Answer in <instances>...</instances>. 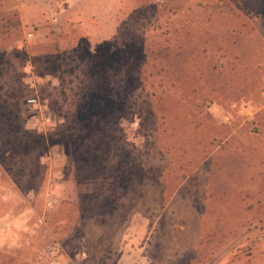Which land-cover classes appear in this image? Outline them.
Wrapping results in <instances>:
<instances>
[{
	"label": "rangeland",
	"instance_id": "1",
	"mask_svg": "<svg viewBox=\"0 0 264 264\" xmlns=\"http://www.w3.org/2000/svg\"><path fill=\"white\" fill-rule=\"evenodd\" d=\"M0 264H264V0H0Z\"/></svg>",
	"mask_w": 264,
	"mask_h": 264
},
{
	"label": "built area",
	"instance_id": "2",
	"mask_svg": "<svg viewBox=\"0 0 264 264\" xmlns=\"http://www.w3.org/2000/svg\"><path fill=\"white\" fill-rule=\"evenodd\" d=\"M28 102L31 104V105H36L37 104V99H35V98H30L29 100H28ZM137 125V124H136Z\"/></svg>",
	"mask_w": 264,
	"mask_h": 264
}]
</instances>
